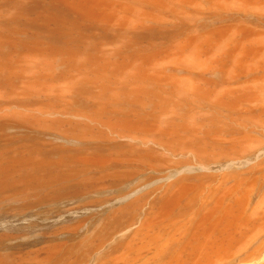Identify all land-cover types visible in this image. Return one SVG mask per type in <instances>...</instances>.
<instances>
[{
    "label": "bare ground",
    "instance_id": "bare-ground-1",
    "mask_svg": "<svg viewBox=\"0 0 264 264\" xmlns=\"http://www.w3.org/2000/svg\"><path fill=\"white\" fill-rule=\"evenodd\" d=\"M0 207L37 238L0 233V264L246 253L264 236V0H0Z\"/></svg>",
    "mask_w": 264,
    "mask_h": 264
},
{
    "label": "rangeland",
    "instance_id": "rangeland-1",
    "mask_svg": "<svg viewBox=\"0 0 264 264\" xmlns=\"http://www.w3.org/2000/svg\"><path fill=\"white\" fill-rule=\"evenodd\" d=\"M0 211H2V208L0 207ZM35 221H36V223L38 224L39 222L40 223H42L41 222V220L40 219H38V218H35ZM19 224V225H18ZM17 225V226H16ZM16 225L15 226H13L12 228L13 229H10V230H8V229H2V228H0V233H9V234H11L12 236H19V237H21L22 236V239H20V240H17V241H12V243H16L17 245H20V247H26V248H31L32 247V245H34V244H36V241H37V238L35 237V233H36V228H33V227H30V229L28 228L29 227V225L28 224H25L24 225V223H16ZM22 226V227H21ZM25 226V227H24ZM26 227H27V230H26ZM15 228V229H14ZM19 228V229H18ZM23 228V229H22ZM33 228V229H32ZM17 229V230H16ZM34 233V235H32ZM29 236H31V237H29ZM29 239H31V240H29ZM35 239V240H34ZM19 241H21V242H19ZM23 241V242H22ZM28 241V242H27ZM29 241H30V245H29ZM25 244V245H24ZM258 244H261L260 245V247H259V245ZM28 245V246H27ZM254 245V246H253ZM256 245V246H255ZM258 246V247H257ZM253 247V248H252ZM254 248H256V249H254ZM260 248V249H259ZM262 249H264V236H262V237H260V238H258L251 246H250V248L247 250V254L246 253H244V254H240V256L239 255H237V256H235V258H236V260L234 259V258H232V259H230L228 262H226L225 264H241V263H243V262H245L248 258H251L252 260H249L248 259V262L250 263V264H258L260 261H262L261 259H262V256L264 255V250L262 251ZM258 250V251H257ZM260 251H262V252H260ZM253 252V253H252ZM259 252H260V254H259ZM256 253H258V254H256ZM255 254V255H254ZM242 256V257H241ZM247 256V257H246ZM253 256H255L254 258H253ZM257 257V260L259 261H257L255 258ZM258 257H259V259H258ZM264 257V256H263ZM242 259H245V260H242ZM241 261V262H240ZM252 261V262H251ZM255 263H254V262ZM238 262V263H237ZM247 262V261H246ZM243 263V264H248V262L247 263Z\"/></svg>",
    "mask_w": 264,
    "mask_h": 264
}]
</instances>
